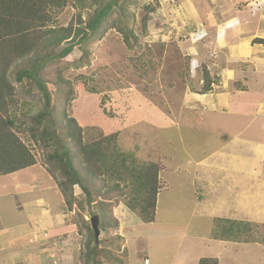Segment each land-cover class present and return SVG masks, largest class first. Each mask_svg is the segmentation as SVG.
<instances>
[{"label":"rangeland","instance_id":"1","mask_svg":"<svg viewBox=\"0 0 264 264\" xmlns=\"http://www.w3.org/2000/svg\"><path fill=\"white\" fill-rule=\"evenodd\" d=\"M115 1L119 4L126 1V9L132 16L131 27L138 39L134 47H129L121 32L112 27L121 20L116 5L90 45L89 64L76 63L83 54L76 44L69 52H65L68 42L55 49L63 55L60 66L73 89V98L66 100L64 107L68 116L82 126L79 133L83 141H108L106 138L113 136L108 142L111 148H118L120 157H125L128 168L140 169L148 162L159 163L161 167V188L153 222H143L124 203L114 209L118 233L127 251L123 257L125 264H264V219L230 220L228 217L246 216L228 210L235 207L230 203L233 199L224 201L230 206L218 199L225 189H259L261 194L264 191V159L258 158V154L264 156V109L255 107V99L250 100L253 106L245 109V99L259 96L254 88L246 95L239 88L255 79L256 73L250 74L246 67L238 65L241 56L233 52L237 49V38H232L248 34L246 21L250 16H255L250 22L255 28L250 30L251 40L258 34L264 35V0ZM95 7V0H68L63 8L51 10L47 27L55 29L70 23L82 27L85 24L80 17L85 19ZM235 15L238 20L233 19ZM239 18L244 29L237 31L233 25H240ZM231 29L232 34H228ZM227 35L231 37L225 38L226 44L224 41L221 46ZM203 64L214 81L212 90L206 94L194 91L204 84ZM225 96L231 99L228 109L212 112L214 101L219 107ZM43 100L40 94L33 98L20 93L15 116L23 120V114L30 108L32 114L36 113L44 107ZM25 117L28 120L31 116ZM237 137L242 143L233 146L242 148L235 149L229 146V140H238ZM29 146L36 153V166L26 169L24 175L12 177L21 181L36 177L40 186L48 182L49 189L37 192L46 194L48 200L57 195L50 201L56 208L65 205L63 215L69 229L53 240L55 250L49 251L48 256L44 254L48 250L34 242L21 251L19 243L24 241L21 238L10 249L13 253L0 251L1 256L8 258L7 263L0 264H83L81 254L87 230L81 228L80 216L83 214L90 220L98 210V203L86 205L85 211L74 204L68 211L60 189L54 188L57 181L53 178L52 181L43 168L47 164L41 150L31 142ZM248 156L255 161L246 163L251 169L242 175L235 165ZM116 160L118 163L117 157ZM37 168L47 173L41 174ZM35 172L42 177L32 175ZM102 174L103 170L97 176L99 187H108L116 181ZM86 185L98 200L94 184L86 182ZM7 191L0 189V213L9 214L6 222H14L17 217L21 220L24 200L29 197L16 198L15 191L6 197ZM86 193L80 185L75 186L78 198L85 199ZM261 206L259 210L264 215V205ZM235 223L250 225L238 224L244 228L239 234ZM203 258L208 261L203 262Z\"/></svg>","mask_w":264,"mask_h":264},{"label":"trees","instance_id":"2","mask_svg":"<svg viewBox=\"0 0 264 264\" xmlns=\"http://www.w3.org/2000/svg\"><path fill=\"white\" fill-rule=\"evenodd\" d=\"M67 3L68 0H0V175L36 164V153L29 142L37 146L47 164L46 169L56 179L65 198L67 210L76 204L85 211L86 205L98 203V210L92 213L100 214L103 235L98 243L91 221L83 214L80 216L81 228L87 230L81 254L83 264H125L123 257L127 251L123 237L118 233L119 221L114 209L124 203L143 222H153L161 188V167L159 163L148 162L140 169L128 168L125 157H120L118 148H111L108 142L113 136L106 138L108 141H83L79 133L82 126L68 116L64 107L66 100H72L73 89L60 66L63 55L55 48L68 42L65 52H69L76 44L83 51L76 63L80 66L89 64L90 45L116 5L120 8L121 20L112 27L121 32L131 48L138 39L131 27L132 16L126 9V1L119 4L115 0H95L93 12L85 19L80 17L85 24L82 27H75L73 23L55 29L47 27L51 10L63 8ZM253 43L264 45V37H256ZM203 78L204 84L194 91L206 94L212 90L214 81L205 64ZM20 93L33 98L40 94L44 107L33 114L30 108L23 114V120L18 119L14 109ZM25 116L31 117L27 120ZM102 170L104 178L116 180L108 187H99L96 182ZM86 182L97 188L98 200L94 199ZM76 185L87 192L85 199L75 194ZM238 224L250 225L235 223L233 226L238 227ZM238 228L240 234L244 228Z\"/></svg>","mask_w":264,"mask_h":264},{"label":"crops","instance_id":"3","mask_svg":"<svg viewBox=\"0 0 264 264\" xmlns=\"http://www.w3.org/2000/svg\"><path fill=\"white\" fill-rule=\"evenodd\" d=\"M238 16L235 15L233 19H237ZM255 16H250L246 23H247V28L248 30L245 33H248L245 35L244 33L241 34L243 36H240L241 38L238 39L237 35H232L233 39L237 38L236 46L237 49L234 50L233 52L235 55H240L241 59L240 60L241 64L245 68V71H248L250 74L256 73L255 79L251 80L249 83H242L244 85L239 88L240 91H242L243 95H246L250 90H253V88L256 91V95L259 96L258 99L256 98H248L245 99V109L246 111L248 110L249 106H253V103L250 102V100L256 101V106L259 107L261 110L264 109V45L263 44H258V43H253V40H251V33L250 30H254L255 28L253 27V24H251V19ZM237 20L235 21L234 24H237ZM240 25H236L233 27L238 31V30H243L244 26L242 24V19L239 18ZM232 34V29L231 31H228V34ZM242 33V32H241ZM245 35V36H244ZM231 36L224 37L223 42L221 43V46H224V41L226 44L225 38H230ZM256 37H264L263 34H258ZM252 48V49H251ZM237 57V56H236ZM253 78V77H252ZM247 84V85H246ZM238 90V89H237ZM253 92V91H252ZM254 93V92H253ZM200 97V96H199ZM229 97L225 96V99H222L219 101V107L217 101H214V105L211 108L212 112L213 111H219L220 113L225 112L226 109H228V105L231 101V99H228ZM201 108H204V106L201 105ZM238 140H229V146H233L236 144L242 143V141H239L240 137H237ZM233 146L237 148H242L241 146L238 147ZM233 149L229 150L232 151ZM262 152V151H259ZM234 157L239 159V155L234 154ZM258 158L264 159V156L261 154H258ZM255 161V160H254ZM253 158L250 156L247 157V159H240L235 167L239 169L238 172H240L242 175L245 173L249 172V167L246 166V163L252 162L254 164ZM37 164V163H36ZM36 164L29 166L27 168L9 173V174H3L0 175V189H9V191L4 192L6 197H10V195L15 191L18 195L16 196L19 198H28L27 200H24L25 204L24 209L22 211V219L20 220L19 217L16 218L14 222H6V218L9 214L6 216H3L0 213V251L2 250L6 254L13 253L12 247L17 246V242H19V239L24 238V241L22 243H19V246L21 248V251L24 248H27V246H31V242H34L38 246L45 247L48 252L51 250H55V247L53 246L54 244L52 243L53 240H55L60 234L65 233L64 231L67 232L69 229L68 225L67 227L65 226L67 224L65 219V216L63 213L65 212V205L64 207L59 204L58 208H56L50 200L53 199V197H56L57 195L55 194L53 197H50V200L47 199L46 194L38 193V189H49L48 182H44L41 186L36 181V177L32 178L29 180L24 179V181H21L18 177H12L14 174H21L24 175L26 169L35 167ZM235 169L234 166L231 165ZM45 171H48L45 166L43 167ZM37 171L41 170V174L47 173L45 171H42V169H36ZM232 174H234L233 169H230ZM244 172V173H243ZM40 173L35 172V174L39 178L42 177ZM239 174V173H238ZM50 178L55 179L50 173L48 174ZM45 176V175H44ZM2 178V179H1ZM15 178V179H13ZM13 180L10 184H8L9 180ZM52 179V181H53ZM56 180V179H55ZM35 182L34 185L30 184V182ZM57 184V182H56ZM35 186V187H33ZM53 186V184L51 185ZM58 186V184H57ZM54 187L56 189L58 187ZM11 189V190H10ZM50 189H53V187H50ZM10 191H13L10 193ZM223 191V189H222ZM263 194H261L259 189H225L224 193L222 196L219 197L218 199L221 200L222 198L223 202L221 204H224L225 206H230V203L235 205V207L228 208L229 211L235 210L236 213H240L243 216H236V217H228L231 218L230 220H234L236 222H258L264 219L263 212L259 210V208L263 207L261 205H264V191H262ZM35 196V198H33ZM233 199L229 204L227 202H224L225 199ZM54 202V201H53ZM37 203V204H36ZM55 203V202H54ZM258 203V204H255ZM36 204V205H34ZM222 205V206H224ZM257 206L256 208L254 206ZM224 206V207H225ZM16 213H18V210H15ZM242 212V213H241ZM254 214V216H253ZM11 215V214H10ZM250 216H253L250 218ZM64 218V219H63ZM20 221V222H18ZM23 222V223H22ZM42 226V227H41ZM238 229V227L236 228ZM47 230V232L45 231ZM62 232V233H61ZM238 233V232H237ZM47 237V238H46ZM61 237V236H59ZM233 237V236H232ZM53 238V239H52ZM61 245V244H60ZM59 245V246H60ZM60 250L63 249L65 251V248H59ZM45 256L49 255V253H44ZM5 255V254H3ZM14 257L19 256V255H13ZM21 256V255H20ZM26 257V256H25ZM30 258V257H29ZM7 257L6 256H1L0 255V262H6L7 263Z\"/></svg>","mask_w":264,"mask_h":264},{"label":"water","instance_id":"4","mask_svg":"<svg viewBox=\"0 0 264 264\" xmlns=\"http://www.w3.org/2000/svg\"><path fill=\"white\" fill-rule=\"evenodd\" d=\"M92 228L94 230V235L96 239V243L99 242V238L101 235V229H100V216L98 214L93 215L90 218Z\"/></svg>","mask_w":264,"mask_h":264},{"label":"clouds","instance_id":"5","mask_svg":"<svg viewBox=\"0 0 264 264\" xmlns=\"http://www.w3.org/2000/svg\"><path fill=\"white\" fill-rule=\"evenodd\" d=\"M69 211V210H68ZM95 215V214H94ZM93 216V215H92ZM55 243H56V241H55ZM55 243H54V245H55Z\"/></svg>","mask_w":264,"mask_h":264}]
</instances>
